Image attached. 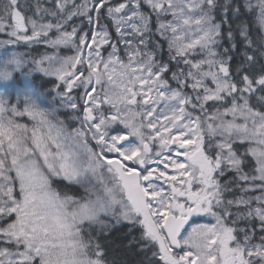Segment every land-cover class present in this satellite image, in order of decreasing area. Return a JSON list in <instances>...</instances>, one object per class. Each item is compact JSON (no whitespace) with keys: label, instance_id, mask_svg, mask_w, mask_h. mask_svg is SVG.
Segmentation results:
<instances>
[{"label":"snow or ice","instance_id":"6c2138e0","mask_svg":"<svg viewBox=\"0 0 264 264\" xmlns=\"http://www.w3.org/2000/svg\"><path fill=\"white\" fill-rule=\"evenodd\" d=\"M0 49V264H264V0H0Z\"/></svg>","mask_w":264,"mask_h":264},{"label":"rangeland","instance_id":"374dc122","mask_svg":"<svg viewBox=\"0 0 264 264\" xmlns=\"http://www.w3.org/2000/svg\"><path fill=\"white\" fill-rule=\"evenodd\" d=\"M253 3H254V2H253ZM169 19H171L170 16H169ZM161 42L165 43V48H166V49H165V55L163 56V58H164L165 60H167V59H168V48H167V43H166V41H164L163 39H161ZM36 46H38V45H33V46H31V48H28V47H25V46H19V47H18L17 49H15V50H17V51H19V52H26V50H27L28 52H30V50H32V49H33L34 47H36ZM39 46H40L41 49H42L41 51H40V49H36L35 52H34L33 54H30V53H28V54H29L30 56H36V57H38L40 54L45 53V51L47 50V49H46V46L43 45V44H40ZM9 51H11V49H10ZM48 51H49V53H50V50H48ZM70 54H71V53L68 52L67 49H64L63 52L61 53V55H70ZM4 55H6L5 51H4L3 49H0V58H3ZM36 76H38V77L41 76L42 78L44 77L42 73H32V75H31L30 77H28V80H30V81L34 80V77H36ZM46 78L54 80V78H51V77H46ZM43 79H44V78H43ZM24 84H25V78H24L22 75H18V77H17V81H16V84H15L14 86H10V85H7V84H5V83H3V82H0V90L8 92V94L13 98V92L16 93V89L19 88V87H23ZM173 86H174V85H173ZM50 89H52V87L49 88V90H50ZM46 91H47V90H46ZM13 100H14V98H13ZM47 100L50 101V100H51V97H47ZM44 106H47V104H45ZM62 110H67V109L60 108V109H59V112H58V115L60 114V112H62ZM67 114L69 115V121H70L71 125L73 126V128H74V127H78V126H79V122L71 119V117L74 115V113H72V112L69 110V111H67ZM21 122L28 123L29 121H28L27 118H23V119L21 120ZM73 185H74V184H73ZM78 186H79V185H78ZM79 187H80V186H79ZM80 188H81V193H80L79 195H82L83 192H84V189H83L82 187H80ZM213 222H214V221L212 220L211 217L203 216L202 220H201L200 222H198V223H213ZM241 225H242V224H241ZM241 225H240V226H241Z\"/></svg>","mask_w":264,"mask_h":264},{"label":"trees","instance_id":"16d2710c","mask_svg":"<svg viewBox=\"0 0 264 264\" xmlns=\"http://www.w3.org/2000/svg\"><path fill=\"white\" fill-rule=\"evenodd\" d=\"M30 2H34V0H30ZM253 2H255V0H253ZM255 35V33H254ZM163 44V53L162 55L164 56L165 55V43L161 42ZM228 43L225 41L222 45V47H228ZM36 49H40V51L42 50L41 47L38 45L37 47H34L32 50H30V52H28L26 50L27 53H30V54H33L35 52ZM243 49H241L240 51H242ZM230 55L233 56V59H232V67L235 68L237 66V64L239 63L240 61V54L239 52H235V53H230ZM52 79H43L41 76H36L34 77V81L33 83L36 85V86H42L43 90H49V88L52 87ZM67 111L69 110H62V112H60L59 114V117L61 119H64L66 121V123H68L69 127L70 128H73V126L71 125L70 121H69V115L67 114ZM54 187H57V188H64L66 191H68L70 194H76L78 195L80 190L73 186V185H68V183L65 181L63 184H55ZM130 227V225H125L124 227H122L120 229L119 232H116L114 233V235L112 237H110L108 243H111V240L115 239L116 236H122L124 233H126L128 231V228ZM137 233L136 232H133V235H136Z\"/></svg>","mask_w":264,"mask_h":264},{"label":"flooded vegetation","instance_id":"af4514ba","mask_svg":"<svg viewBox=\"0 0 264 264\" xmlns=\"http://www.w3.org/2000/svg\"><path fill=\"white\" fill-rule=\"evenodd\" d=\"M202 217H196L193 219V222H198L199 220H201Z\"/></svg>","mask_w":264,"mask_h":264}]
</instances>
